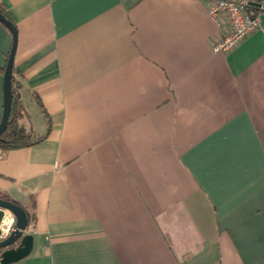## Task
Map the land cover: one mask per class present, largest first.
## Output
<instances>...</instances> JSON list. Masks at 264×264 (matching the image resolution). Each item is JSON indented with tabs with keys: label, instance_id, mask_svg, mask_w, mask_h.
Masks as SVG:
<instances>
[{
	"label": "crops",
	"instance_id": "0c3cea01",
	"mask_svg": "<svg viewBox=\"0 0 264 264\" xmlns=\"http://www.w3.org/2000/svg\"><path fill=\"white\" fill-rule=\"evenodd\" d=\"M213 1L0 0L21 122L51 124L0 151L35 238L11 264H264V33L214 51Z\"/></svg>",
	"mask_w": 264,
	"mask_h": 264
},
{
	"label": "water",
	"instance_id": "95a60500",
	"mask_svg": "<svg viewBox=\"0 0 264 264\" xmlns=\"http://www.w3.org/2000/svg\"><path fill=\"white\" fill-rule=\"evenodd\" d=\"M2 21L12 32L13 43L4 74V110L0 122V135L8 126L13 102L12 76L18 31L16 24L0 10ZM10 214L15 217L14 228L6 231ZM9 220V221H8ZM8 222V224H7ZM29 225L27 210L9 197H0V264H11L29 256L34 248V234L26 232Z\"/></svg>",
	"mask_w": 264,
	"mask_h": 264
},
{
	"label": "built area",
	"instance_id": "2783aa9c",
	"mask_svg": "<svg viewBox=\"0 0 264 264\" xmlns=\"http://www.w3.org/2000/svg\"><path fill=\"white\" fill-rule=\"evenodd\" d=\"M209 12L215 19L224 14L229 25L228 32L213 45L216 52L234 49L244 38L258 30L264 33V0H214ZM10 216L8 232L15 224V217Z\"/></svg>",
	"mask_w": 264,
	"mask_h": 264
},
{
	"label": "trees",
	"instance_id": "16d2710c",
	"mask_svg": "<svg viewBox=\"0 0 264 264\" xmlns=\"http://www.w3.org/2000/svg\"><path fill=\"white\" fill-rule=\"evenodd\" d=\"M0 10L8 18L12 20L9 13L5 10V8L1 4H0ZM9 54L6 56V65L8 62ZM6 65L3 70L6 69ZM20 82L21 81L17 79L13 74L12 88H13L14 96H13L12 108L10 112L8 126L5 129V131L0 135V151H7L10 149H14V148H20V147H25V146H30L32 144H35L43 140L51 129V124L49 121L47 132L42 135H38V134H35L31 128H26L25 125L21 122V118L25 112H24V105L22 104L20 100V95L18 92ZM16 202L19 203L18 201ZM29 219H30V215H29Z\"/></svg>",
	"mask_w": 264,
	"mask_h": 264
},
{
	"label": "bare ground",
	"instance_id": "6f19581e",
	"mask_svg": "<svg viewBox=\"0 0 264 264\" xmlns=\"http://www.w3.org/2000/svg\"><path fill=\"white\" fill-rule=\"evenodd\" d=\"M9 221V220H8ZM7 224H8V222H7Z\"/></svg>",
	"mask_w": 264,
	"mask_h": 264
},
{
	"label": "rangeland",
	"instance_id": "374dc122",
	"mask_svg": "<svg viewBox=\"0 0 264 264\" xmlns=\"http://www.w3.org/2000/svg\"><path fill=\"white\" fill-rule=\"evenodd\" d=\"M263 19H264V16H263Z\"/></svg>",
	"mask_w": 264,
	"mask_h": 264
}]
</instances>
